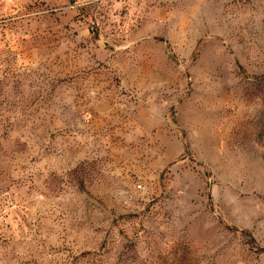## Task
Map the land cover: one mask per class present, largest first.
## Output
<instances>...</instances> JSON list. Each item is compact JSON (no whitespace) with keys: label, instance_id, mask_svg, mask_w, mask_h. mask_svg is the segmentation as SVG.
<instances>
[{"label":"rangeland","instance_id":"obj_1","mask_svg":"<svg viewBox=\"0 0 264 264\" xmlns=\"http://www.w3.org/2000/svg\"><path fill=\"white\" fill-rule=\"evenodd\" d=\"M0 264H264V0H0Z\"/></svg>","mask_w":264,"mask_h":264}]
</instances>
